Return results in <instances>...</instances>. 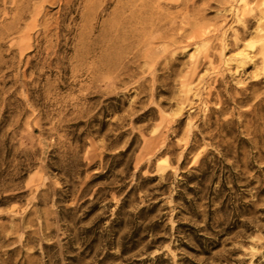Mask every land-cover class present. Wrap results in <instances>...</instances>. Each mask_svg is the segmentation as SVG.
Masks as SVG:
<instances>
[{
    "label": "rangeland",
    "instance_id": "374dc122",
    "mask_svg": "<svg viewBox=\"0 0 264 264\" xmlns=\"http://www.w3.org/2000/svg\"><path fill=\"white\" fill-rule=\"evenodd\" d=\"M263 10L0 0V264H264Z\"/></svg>",
    "mask_w": 264,
    "mask_h": 264
},
{
    "label": "bare ground",
    "instance_id": "6f19581e",
    "mask_svg": "<svg viewBox=\"0 0 264 264\" xmlns=\"http://www.w3.org/2000/svg\"><path fill=\"white\" fill-rule=\"evenodd\" d=\"M132 2H134V1H132ZM259 2H262L263 4H264V0H259ZM98 3V2H97ZM156 6V5H155ZM248 6V3L247 2H245V6H244V9H243V13L244 14H246L247 13V11H248V9L246 8ZM2 9V8H1ZM261 17H262V21H263V24H264V10L263 11H261ZM10 30H12L11 28H10ZM263 30V29H262ZM204 34H202L201 32L197 35V37L198 38H201L202 36H203ZM244 55V54H243ZM243 55H241L240 54V56H239V58L240 57H242ZM248 55H246V57L245 58H248L247 57ZM244 57V56H243ZM243 57L241 58V60L243 59ZM236 58V57H235ZM235 58H233V59H235ZM238 59V57L235 59V60H237ZM235 60H233L234 62H235ZM240 60V61H241ZM247 60V59H246ZM245 59H244V61H241L240 62V64L242 63L243 64V62H244V64H245V61H246ZM236 63V62H235ZM239 65V63H238V68L241 66H244V64L243 65ZM197 68H198V65L197 64H195V67H194V71H197ZM166 161V160H165Z\"/></svg>",
    "mask_w": 264,
    "mask_h": 264
}]
</instances>
